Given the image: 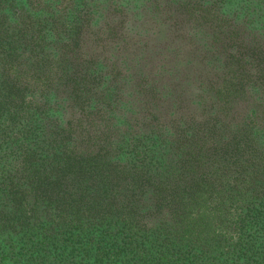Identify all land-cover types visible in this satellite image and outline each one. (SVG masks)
<instances>
[{
  "label": "trees",
  "instance_id": "16d2710c",
  "mask_svg": "<svg viewBox=\"0 0 264 264\" xmlns=\"http://www.w3.org/2000/svg\"><path fill=\"white\" fill-rule=\"evenodd\" d=\"M0 264H264V0H0Z\"/></svg>",
  "mask_w": 264,
  "mask_h": 264
}]
</instances>
